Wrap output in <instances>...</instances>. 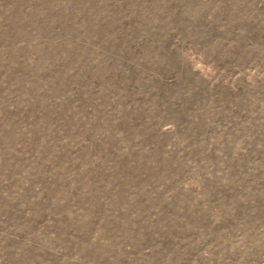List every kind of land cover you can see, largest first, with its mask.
Instances as JSON below:
<instances>
[{"label": "rangeland", "instance_id": "1", "mask_svg": "<svg viewBox=\"0 0 264 264\" xmlns=\"http://www.w3.org/2000/svg\"><path fill=\"white\" fill-rule=\"evenodd\" d=\"M0 264H264V0H0Z\"/></svg>", "mask_w": 264, "mask_h": 264}]
</instances>
